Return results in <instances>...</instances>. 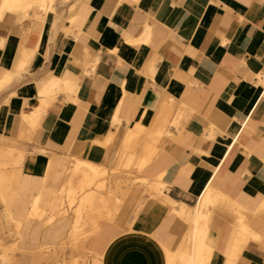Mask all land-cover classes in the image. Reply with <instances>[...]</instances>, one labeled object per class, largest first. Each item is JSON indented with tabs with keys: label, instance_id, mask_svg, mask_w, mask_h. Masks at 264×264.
<instances>
[{
	"label": "crops",
	"instance_id": "crops-1",
	"mask_svg": "<svg viewBox=\"0 0 264 264\" xmlns=\"http://www.w3.org/2000/svg\"><path fill=\"white\" fill-rule=\"evenodd\" d=\"M54 10L0 17V82L15 74L0 86V131L35 148L11 194L15 217L35 220L25 213L36 165L40 208L78 159L134 165L154 200L124 233L102 223L90 244L104 255L97 264H168L169 252H187L203 193L212 200L205 241L218 263L235 264L244 249L238 264H264V234L238 246V215L222 202L251 207L240 202L250 176L264 187V0H55ZM130 40L142 41L120 53ZM54 81L61 89L41 97ZM263 199L253 200L254 212ZM45 226L51 240L69 234L63 223Z\"/></svg>",
	"mask_w": 264,
	"mask_h": 264
},
{
	"label": "rangeland",
	"instance_id": "rangeland-1",
	"mask_svg": "<svg viewBox=\"0 0 264 264\" xmlns=\"http://www.w3.org/2000/svg\"><path fill=\"white\" fill-rule=\"evenodd\" d=\"M72 12L73 10L71 11V13ZM0 136L4 138L3 140H1L0 138V148H2L3 150L2 151L3 153L0 152L1 155L0 158H2L1 160H4L5 163L3 167H1L0 165V168H2L6 173L4 177L6 179V182L5 183L3 182L2 184L0 183V254L4 255V257L8 258L9 260L8 261L7 259L5 258L3 259L0 257V264L2 263L4 264L3 260L5 262L8 261L5 264L8 263L9 264H97L104 255H102V251L96 248L95 244H92L90 246L91 244L90 242H93V240L98 239L97 237H99V231L102 223L112 226L119 233H124L126 230L130 228V224L133 222V220L136 219L137 215L145 207V205L148 204V202L154 200L153 199L154 197H152L149 193L146 192L145 186L146 183L148 182L139 178L138 172L140 171L137 170L134 165H131L128 168L113 169V170L107 168H99L100 178L95 179V181H93V183L89 186L90 188L89 187L85 188L83 192L76 191L75 194L77 193V195L69 193V188L71 185L70 184H69L70 186L67 185L68 182L66 181H68L69 178L68 176L70 175L69 174L70 172L68 173L66 172L65 173L66 181L64 180L65 183L63 182L65 187L62 188L63 185H59L56 188H54L53 191H47V194L42 199L40 205L43 212H45L42 214V216L43 215L44 216L43 217L41 216L42 219L40 218V220H34L33 222H30L28 224L27 223L18 224L15 220L12 219L9 213H7L5 208H7L8 211L11 210L9 208L11 201L10 192L14 191L17 188L16 185L17 176H21L24 169L23 163L27 160V157L28 158L31 157V153L34 152L35 148H32L31 150L28 149V146L25 145V143L29 142V138L23 137L21 133L18 136H15L14 134H10L9 132L6 133L3 129V131H0ZM7 146H9V148ZM9 149H11V154H13L12 156L9 153L10 151ZM19 151H23L24 154L19 153ZM3 155L7 156V158H10L9 156H11L10 158L11 163L9 162L10 164L6 162L9 161L8 159H6V157H4L3 159L2 157ZM13 156L14 157L16 156L18 159L17 158L14 159ZM60 157L65 158L66 160H73V158H71L69 155L60 156ZM11 159L14 160L15 163L14 162L12 163ZM13 170L15 171L14 173ZM103 170L104 172H102ZM9 174L11 176H9ZM34 175H36V172ZM120 179L121 181H119ZM76 183H77L76 180H72L71 182L72 186L74 185V187H76ZM248 183L249 184L244 192L245 199H240V202L243 205L246 203H251V207L247 206L244 209L236 208L235 205L237 204L234 203L235 205L233 206V210L234 211L236 210L235 213L238 215V217L242 213L244 216L248 217L249 221L251 219L252 222H256V225L252 226L254 232H256V234H259L260 232V234L263 235L264 218H260L259 216L254 214L253 210L256 205L253 200L256 199L262 200L264 195V187H262V185L260 186L257 183L253 182L251 176L250 178H248ZM103 184H105V186L107 187H105ZM106 188L109 192L106 191ZM65 189H67L68 191ZM98 192L102 193L100 194L101 196H103L101 200H104L105 198L108 199L109 195L112 194L113 196L112 195L110 196V200H112L111 201L112 205H110L109 199H108L109 201L104 200V202L101 201L100 203L99 197L101 196L98 194ZM163 192H165V190H163ZM88 193L89 194L93 193L94 197L97 198V199L95 198V200L96 201L99 200L97 202L99 205L95 204L94 206V207L97 206L95 209L101 211L102 210L101 207H105L104 204L107 205L109 204L108 206L106 205L107 210H105L106 208H104V212L102 211V214L99 213L100 216L96 217V224L97 222L98 224L100 223L99 225H97L98 227L97 226L95 227L97 228V230L91 226L92 228H94L92 229L91 227H89L88 224L87 225L90 229L87 228V225L85 226L86 224L85 219L87 218L86 214L88 212L87 211L88 209L86 208L85 205L84 207L82 206L81 208L80 213L82 215L79 214V212L77 213L78 211L77 209L79 205H82L81 198L83 199L84 195ZM111 197L113 199H111ZM2 200H5V202H3ZM61 201L62 203H64L66 209L65 214L64 213L61 214L60 213L61 211L58 212L56 207L57 202H61ZM72 201H75V203H73ZM6 205H8V207H6ZM99 206H101L100 207L101 210L98 208ZM108 207L110 208V210H108L109 209ZM103 213H105V216L103 215ZM45 215L48 216L46 217ZM101 215L103 217H101ZM52 217H53L52 222L56 223L57 227L60 228L61 224L63 223L65 224V227H67V229L69 230V233L72 231L71 227L76 225V223L78 222L77 227L80 229L82 228L81 229L82 235L79 237L77 242L72 243V241H70V239H67V237L62 241L51 240L49 238H46V232L49 229V226H45V222L47 221L48 218L52 219ZM89 234L93 238L90 237L88 239ZM242 253H244V249ZM242 253L239 259L242 257ZM239 259L235 262V264L239 263Z\"/></svg>",
	"mask_w": 264,
	"mask_h": 264
},
{
	"label": "bare ground",
	"instance_id": "bare-ground-1",
	"mask_svg": "<svg viewBox=\"0 0 264 264\" xmlns=\"http://www.w3.org/2000/svg\"><path fill=\"white\" fill-rule=\"evenodd\" d=\"M54 3H55V0H0V17H1V15H3L5 12H9V13H11V14H14V15H16L17 17H18V21H21L22 19H26V18H31V17H33L34 15V12H35V9L36 8H39L42 12H44V13H47L48 11H55L54 10ZM70 13H71V11H70ZM33 15V16H32ZM72 17V16H71ZM72 19V18H71ZM72 22H73V20H72ZM144 39V38H143ZM141 41L142 40H130L129 42H126V43H123L122 44V47L120 48V50L118 49V51L121 53V51H123V49L126 47L127 48V46L128 45H132L134 48H135V50H136V48H138V46H139V44L141 43ZM132 48V47H131ZM24 63V62H23ZM23 63H21V65H20V67H19V69H18V73L19 72H21L22 70H23V66H25V64H23ZM13 73V72H12ZM12 73H8V74H6L4 77H3V79H1V82H0V86H3V85H5L7 82H9L10 80H12L13 78H14V76H15V74H12ZM9 84V83H8ZM57 85H58V81H54V82H52L50 85H47V86H45V87H43V89H41V91H40V95H41V97H43V98H48V96H51L52 94H51V89H53V88H56L57 87ZM5 86H7V85H5ZM59 88H56V89H61L60 88V85L58 86ZM1 90V89H0ZM52 92H53V90H52ZM58 92V91H57ZM51 94V95H50ZM45 102V105H46V103H47V99L44 101ZM25 117H32V115H31V113H27L26 115H24ZM24 118V117H23ZM179 124V123H178ZM31 127H32V129L34 130L35 129V126H33V125H31ZM141 127V126H140ZM30 130V129H29ZM141 131V130H140ZM138 132H139V130H138ZM141 133V132H140ZM146 135V134H145ZM167 135V134H166ZM170 135V133H168V136ZM167 136V137H168ZM170 137V136H169ZM1 138V140H3L4 138H2V137H0ZM171 139V138H170ZM170 139H169V141H170ZM134 142V136L133 135H131V134H128L127 136H126V138H125V140H124V143H125V145H131L132 143ZM174 142V141H173ZM172 142V143H173ZM171 143V144H172ZM7 145V144H6ZM5 145V146H6ZM8 148H9V146H7ZM6 148V147H5ZM4 149V148H3ZM7 149V148H6ZM14 149V148H13ZM5 150V149H4ZM10 150V151H9ZM8 151H9V153H10V155L12 156L13 154H11V149H9ZM3 150H2V148H0V152L1 153H3L2 152ZM157 152H158V150H157ZM13 153V152H12ZM153 153V155L154 154H156V152L154 153V152H152ZM8 154V153H7ZM7 154H5V155H7ZM15 155V154H14ZM1 156V155H0ZM11 156H9L10 158H11ZM3 157V159H4V157H6V159H8L9 161H6V162H8V164H10L11 163V161H10V158H7V156H2ZM14 157V156H13ZM152 157V156H151ZM15 158H17L16 156L14 157V159ZM20 158V157H19ZM2 158H0V165H1V167H3L4 166V160H1ZM18 159V158H17ZM12 160V159H11ZM10 162V163H9ZM14 162V160H12V163ZM15 163V162H14ZM14 165V164H13ZM50 165H52V164H49V166ZM55 165V164H54ZM11 167V166H10ZM14 168V167H13ZM49 168V167H48ZM47 168V169H48ZM107 168V167H106ZM12 169V168H11ZM15 170V169H14ZM13 170V173L16 171H14ZM18 170V169H17ZM50 170V169H49ZM48 170V171H49ZM102 170V169H101ZM106 170V169H105ZM11 171V170H10ZM21 171V170H20ZM35 172H36V175L35 176H37L36 177V180L37 181H34V184L33 185H31V189H30V192H31V194L33 195V199H32V201H31V203H30V206H29V208H28V211L25 213V216H26V218H33V219H38V220H40V218H41V216H42V214L43 213H45V212H43L42 210H41V208H40V206H39V204H38V197H39V195H40V185H38V181H39V178H40V169H39V167L36 165V169H35ZM53 172V171H52ZM51 172V173H52ZM68 172H70L68 175V181H66L65 179V181L66 182H68V184L67 185H69L70 186V188H69V193L70 194H75V192L76 191H80V192H83L84 190H85V188H88L92 183H93V181H95V179H97V178H100V172H99V168H98V166H95V165H92V164H90V163H88L87 161H82V160H77V163L75 164V167L72 169H67V173ZM102 172H104V170L102 171ZM107 172V171H106ZM11 173V172H10ZM5 172H4V170L2 169V168H0V183L2 184L3 182L5 183L6 182V179L4 178L5 177ZM12 174V173H11ZM162 174V173H161ZM102 175V174H101ZM9 176H11L10 174H9ZM103 176H104V174H103ZM13 177V176H12ZM12 177H10V178H12ZM47 177H49L48 175H47ZM67 177V176H66ZM102 177V176H101ZM45 180H46V177H45ZM44 180V181H45ZM72 180H76L77 181V183H76V187H74V185L72 186V184H71V182H72ZM8 181H10V180H8ZM119 181H121V179L119 180ZM118 181V182H119ZM126 181V180H125ZM157 181V180H156ZM154 182V181H153ZM159 182V181H158ZM161 182V181H160ZM65 183V182H64ZM64 183L62 184L63 185V187L62 188H64L65 186H64ZM115 183V182H114ZM117 183V182H116ZM120 183V182H119ZM155 183V182H154ZM65 184V185H66ZM101 184V183H100ZM110 184V183H109ZM102 185V184H101ZM104 186H105V184H103ZM152 185H154V184H152ZM163 185V184H162ZM161 185V187H164V185L162 186ZM165 186H166V184H165ZM209 186V185H208ZM45 187V186H44ZM72 187H74V188H72ZM105 187H107V186H105ZM111 187V186H110ZM109 187V188H110ZM116 187H117V185H116ZM155 187H156V185H155ZM211 187H212V185H211ZM68 188V187H67ZM90 188V187H89ZM98 188V187H97ZM150 188H151V186H150ZM149 188V189H150ZM158 188V187H157ZM166 188V187H165ZM209 188V187H208ZM99 189V188H98ZM101 189H103V188H101ZM100 189V190H101ZM152 189V188H151ZM11 190V189H10ZM61 190V189H60ZM65 190H67V189H65ZM105 190V189H104ZM111 190V189H110ZM114 190H115V188H114ZM156 190V189H155ZM208 190V189H207ZM210 190V189H209ZM68 191V190H67ZM106 191H108L107 190V188H106ZM106 191H104V192H106ZM157 191V190H156ZM158 191H159V189H158ZM211 191V190H210ZM2 192V191H1ZM102 192V191H101ZM109 192V191H108ZM161 192H163V191H161ZM161 192H160V194H161ZM209 192V191H208ZM61 193H63V192H61ZM69 193H68V195H69ZM95 193V192H94ZM112 193H115V192H112ZM10 194H12V192H10ZM67 194V193H66ZM65 194V195H66ZM98 194L100 195V194H102V193H99L98 192ZM104 194V193H103ZM109 194V193H108ZM163 194V193H162ZM2 195V194H1ZM9 195V194H8ZM67 195V196H68ZM75 195H77V193L75 194ZM105 195V194H104ZM112 195V194H111ZM111 195H109V200H110V196ZM159 195V194H158ZM203 195H204V197H202L201 198V200L199 201V205H198V216H197V218L195 219V218H193L192 216H191V218H193V219H195L194 221V226H193V231H189V232H192V233H189L188 232V235H187V237L190 239V246H189V249H188V251L187 252H184V253H181V254H170V252H169V254H166L167 255V263L168 264H175L176 262H179L180 264H211L212 262L211 261H215V260H217V263L216 264H219L218 263V259H220L219 257H220V254H218L216 251H215V248H214V250L206 243V237H207V235H208V233H207V231H206V229L204 228V224L202 223L203 221H206V220H209V219H207L206 217V211H207V209H208V206H209V204H211V201L209 200V197H208V195H206V194H204L203 193ZM206 195V196H205ZM217 195H219L220 196V194H217ZM216 195V196H217ZM11 196V195H10ZM74 196V195H73ZM95 196H96V194H95ZM101 196V195H100ZM113 196V195H112ZM5 197V196H4ZM72 197V196H71ZM70 197V198H71ZM99 197V196H98ZM103 196H101V197H99L100 198V203H101V201L102 202H104V200H108V199H104V200H101V198H102ZM108 197V196H107ZM218 197V196H217ZM95 198L96 197H94V195H93V193H91V194H86V195H84V198L82 199L81 198V200H82V205H79V207H78V211H77V213L79 212V214H81L80 212H81V208H82V206L84 207V205L86 206V208L88 209L86 212H87V218L85 219V223H83V224H85V226L88 224L89 225V227H96L97 225H99L98 224V222H97V224H96V217L97 216H100V214H102V211L104 212V208H106V205L107 204H104L105 205V207H101L102 206V204H101V206H99L98 208L100 209V207H101V211H99V210H97V209H95L96 207H94L95 206V204H97V205H99L97 202L99 201H96L95 200ZM225 198V199H224ZM224 198H222L223 200H222V202H224V204H225V202H227V203H231L233 206L235 205L234 203H236V202H234L233 200L231 201L230 199H228V197H224ZM2 199H3V196H2ZM68 199V198H67ZM97 199V198H96ZM111 199H113L112 197H111ZM72 200H74V199H72ZM80 200V201H81ZM108 200V201H109ZM166 200H168V202L173 206V207H175V205H176V203L174 202V201H172V200H170L169 198H167L166 197ZM219 200H221V199H219ZM3 202H5V200H2ZM96 201V202H95ZM111 201L112 200H110V205H112L111 204ZM218 201V200H217ZM216 201V202H217ZM73 203H75V201H72ZM216 202H215V204H216ZM221 202V201H220ZM219 202V203H220ZM105 203H107V202H105ZM113 203H114V201H113ZM80 204H81V202H80ZM222 204V203H221ZM237 205H235V207L236 208H241V209H244L245 207L244 206H242L241 204H239V203H236ZM70 205H71V203H70ZM103 205V206H104ZM109 205V204H108ZM107 205V206H108ZM213 206H214V203L212 204ZM114 206H115V204H114ZM113 206V207H114ZM179 206V205H178ZM218 206V205H217ZM6 207H8V205H6ZM71 207V206H70ZM112 207V206H111ZM181 207H182V209L183 208H185V205H181ZM197 207V206H196ZM227 207H229V206H227ZM10 208V207H9ZM109 208V207H108ZM116 208V207H115ZM188 208V207H187ZM230 208V207H229ZM236 208H234V209H236ZM189 209V208H188ZM233 209V208H232ZM5 210L7 211V213H9V215L12 217V219L13 220H15L18 224L19 223H22V220H20V219H17L16 217H15V215H14V213H13V211L12 210H7V208H5ZM85 210V209H84ZM105 210H107V208L105 209ZM108 210H110V208L108 209ZM239 210V209H238ZM59 211H61L60 213L61 214H65V212H66V209H65V206H64V203H62V205L60 206V209H59ZM173 211L175 212L176 211V209L174 208L173 209ZM180 211H181V209H180ZM188 210H186V212H187ZM197 211V210H196ZM196 211H195V213H196ZM220 211V210H219ZM234 211V210H233ZM192 212V211H191ZM234 212H236V210L234 211ZM100 213V214H99ZM176 213V212H175ZM190 213V212H189ZM186 214V215H190V214ZM108 214H109V211H108ZM177 214L178 215H180L181 214V212H177ZM210 214V213H209ZM240 214V213H239ZM254 214H256L257 216H259L260 218H264V203H263V205H262V207H260L259 209H258V211L257 212H254ZM8 215V214H7ZM82 215V214H81ZM103 215L105 216V213H103ZM186 215L184 216V217H186ZM44 216V215H43ZM42 216V217H43ZM46 216V215H45ZM48 216V215H47ZM46 216V217H47ZM78 216V215H77ZM107 216V215H106ZM109 216V215H108ZM193 216H196L195 214L193 215ZM101 217H103L102 215H101ZM188 217V216H187ZM77 218V217H76ZM42 219V218H41ZM188 220H189V218H187ZM192 219V220H193ZM248 219V217H246V216H244L242 213L240 214V216L239 217H237V219L235 218V220H236V224H235V227H236V240H235V242H236V244L239 246V245H243V246H245V244L249 241V240H251V239H253V240H257L258 242L260 241V239H261V237H262V235L259 233V234H256V232H254V230H253V228H252V226H255L256 225V222H252V220L250 219V221H249V219ZM77 220V219H76ZM52 221H53V217H52V219L51 218H48L47 219V221L45 222L46 223V225H49V224H51L52 223ZM80 221V220H79ZM191 221V220H190ZM76 222V221H75ZM83 222H84V220H83ZM78 223V222H77ZM77 223H76V225H74V226H72L71 228H72V231L67 235V239H70V241H72V243H75V242H77V240L79 239V237L82 235V231H81V229L80 228H78L77 227ZM190 223V222H189ZM207 223H208V221H207ZM88 225H87V228L88 229H90L89 227H88ZM190 225H192V223H190ZM21 226V225H20ZM84 226V225H83ZM207 226H208V224H207ZM91 227V228H92ZM98 227V226H97ZM94 228H92V229H94ZM210 228V227H209ZM91 229V230H92ZM96 230H97V228H95ZM207 229H208V227H207ZM96 230H94V231H96ZM89 231V230H88ZM93 231V232H94ZM84 232V231H83ZM91 232V231H90ZM89 232V233H90ZM209 232V231H208ZM87 233V232H86ZM92 233V232H91ZM90 233V234H91ZM243 233H244V235H243ZM90 234H89V236H88V239L90 238V237H92V236H90ZM264 234V233H263ZM95 235V234H94ZM93 238V237H92ZM92 238H91V240H92ZM187 238V239H188ZM215 239V238H214ZM262 240V239H261ZM85 242V241H84ZM185 242V241H184ZM256 242V241H255ZM261 242V241H260ZM91 243V242H90ZM188 245H189V243H188ZM187 245V246H188ZM75 247V246H74ZM183 247V246H182ZM185 247V246H184ZM236 250H237V248H236ZM4 253V252H3ZM237 253V252H236ZM55 256V255H54ZM234 257H235V255H233ZM240 256V255H239ZM0 257L1 258H5L4 257V255H2V254H0ZM47 257V256H46ZM229 257H231V256H229ZM233 257V258H234ZM238 258V257H237ZM2 259V260H3ZM5 259H7L8 260V258H5ZM213 259H215V260H213ZM224 259V258H223ZM229 259H231V258H229ZM235 260V259H234ZM9 261V260H8ZM7 261V262H8ZM3 262H4V264L5 263H7V262H5L4 260H3ZM224 262V261H223ZM222 262V263H223ZM233 262V261H232ZM3 264V263H2ZM9 264V263H8ZM224 264H226L225 262H224ZM227 264H228V259H227Z\"/></svg>",
	"mask_w": 264,
	"mask_h": 264
}]
</instances>
